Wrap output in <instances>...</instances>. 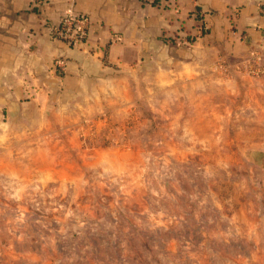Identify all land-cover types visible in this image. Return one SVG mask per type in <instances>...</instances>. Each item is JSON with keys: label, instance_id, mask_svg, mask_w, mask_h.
I'll return each mask as SVG.
<instances>
[{"label": "rangeland", "instance_id": "obj_1", "mask_svg": "<svg viewBox=\"0 0 264 264\" xmlns=\"http://www.w3.org/2000/svg\"><path fill=\"white\" fill-rule=\"evenodd\" d=\"M117 74L0 167V264H264V55Z\"/></svg>", "mask_w": 264, "mask_h": 264}, {"label": "crops", "instance_id": "obj_2", "mask_svg": "<svg viewBox=\"0 0 264 264\" xmlns=\"http://www.w3.org/2000/svg\"><path fill=\"white\" fill-rule=\"evenodd\" d=\"M67 13L87 20L85 43L54 38ZM219 55H264V0H0V167L35 146L47 116L67 115L117 74L150 69L175 80Z\"/></svg>", "mask_w": 264, "mask_h": 264}, {"label": "built area", "instance_id": "obj_3", "mask_svg": "<svg viewBox=\"0 0 264 264\" xmlns=\"http://www.w3.org/2000/svg\"><path fill=\"white\" fill-rule=\"evenodd\" d=\"M172 4L177 0H167ZM195 19L199 23L197 29L201 34L200 29L205 28L201 15L195 13ZM54 38L69 45H81L87 39L88 29L87 20L72 13H67L62 20L51 28Z\"/></svg>", "mask_w": 264, "mask_h": 264}, {"label": "trees", "instance_id": "obj_4", "mask_svg": "<svg viewBox=\"0 0 264 264\" xmlns=\"http://www.w3.org/2000/svg\"><path fill=\"white\" fill-rule=\"evenodd\" d=\"M208 30H209V29H205V28L200 29V31H201V35L207 34ZM188 40H189V41H193L194 38H193L192 36H189V35H188Z\"/></svg>", "mask_w": 264, "mask_h": 264}]
</instances>
